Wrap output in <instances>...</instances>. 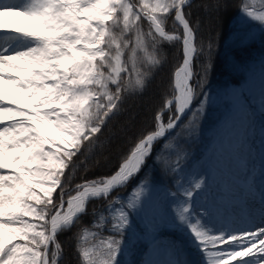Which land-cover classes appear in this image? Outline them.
<instances>
[{
	"label": "snow or ice",
	"instance_id": "obj_1",
	"mask_svg": "<svg viewBox=\"0 0 264 264\" xmlns=\"http://www.w3.org/2000/svg\"><path fill=\"white\" fill-rule=\"evenodd\" d=\"M191 6L192 0H0V170H10L0 172V264H60L57 234L71 228L92 199L107 201L109 215L102 213L93 227L108 234L81 251L83 264H121L131 218L151 199L150 181L140 180L126 200L111 194L139 177L154 145L179 126L197 96L196 30L186 11ZM237 7L264 25V0L258 6L257 0H243ZM165 42H182L174 99L163 105L169 111L174 106L173 114L165 124L156 113L154 130L135 143L113 174L65 192L66 169L85 142L102 132L123 94L143 89ZM200 94L193 116L202 115L208 98ZM161 163L165 172L183 171L179 158ZM174 179L176 189L165 193L173 206L171 223L186 234L198 264H264V183L259 219L223 225L208 208H197L206 177L187 186Z\"/></svg>",
	"mask_w": 264,
	"mask_h": 264
},
{
	"label": "rangeland",
	"instance_id": "obj_2",
	"mask_svg": "<svg viewBox=\"0 0 264 264\" xmlns=\"http://www.w3.org/2000/svg\"><path fill=\"white\" fill-rule=\"evenodd\" d=\"M223 0H211V2H208V0H198L194 6L193 10L197 11V13H192V19L194 24L196 25V18L198 15H201L203 17V26L204 28H211L215 25L218 18V12L220 8L223 6ZM257 6H258V0H257ZM192 10V11H193ZM239 11V10H238ZM189 12V16H190ZM224 20H226L224 18ZM231 23L235 24V30L230 33V35L227 37L225 41V50L223 51V54L228 57L229 60H231V46L228 44H244L255 40V42L259 43L260 41L256 38L258 34L263 35L264 25H260V22L258 21H251L250 19L244 17L240 12L234 17L231 21ZM207 25V26H206ZM198 26V24L196 25ZM167 29L172 30V23L171 21L168 22L166 25ZM200 37L202 41V52L201 54L205 53L206 59L203 64V71L206 72V68L208 67L210 63L209 55L210 53L206 51L207 42L204 39V32L201 31L200 28ZM229 39V41H228ZM228 42V43H227ZM241 47H236L238 49H242L245 47H242L243 45H240ZM159 49V55L161 54V60L162 62L164 59L168 62L167 65H171V71H170V85H168V82L166 80H159V78L156 79V84H153L152 91L154 92V99L152 101H149L147 99L146 101L149 103H142L138 111V116L136 117H130L129 120L125 121V125L123 127H119L118 131L114 133V140L111 143L110 147H108L103 154H100L98 157L95 158V155H92V161H90V165L92 168L91 170H87V173H91L94 170V173L97 174L98 177H94L93 174L85 175L82 179V183L84 181H91L96 180L97 178H100L102 176H99L100 172L106 171L109 169V167L113 164V159L115 158L116 154L118 152L123 151L125 146L130 142V140L136 136H139L142 134V132L147 128L148 124L150 123V117L151 111L150 108L153 106L156 107L157 103L160 102V97L163 96L164 103L165 104L170 92L172 91V71L175 66L180 64L181 62V55H180V44L176 45L175 42L172 44H169L167 42L162 43ZM255 54L252 56L251 59L247 61H240V65H235L234 69L235 71H238L241 67H244L245 72L241 77V80L238 84L236 83H228L227 85L220 88V92L217 94V97L215 95L208 94V98L205 104H208L207 106H203L202 115L199 116H192L187 117L183 124L179 125V129L181 130L182 134H191L192 132L194 134H201L204 136L212 135L211 138L212 141L216 139L217 136L224 133L229 128L231 118L233 116V113L236 111L234 109L231 97L237 96V99L241 101L243 104V119L242 123L239 126V129L244 127L243 133H249V129L247 126V121L250 119L251 116H255L257 118H262L264 120V53L260 55V53ZM160 60V61H161ZM202 70V68H201ZM160 82V83H159ZM157 87V89H156ZM164 89V90H163ZM169 90V91H168ZM235 91H237L235 95ZM168 92V93H166ZM239 92V93H238ZM211 96H214L213 98H210ZM149 97V96H148ZM145 99V98H144ZM143 100V99H142ZM221 100L224 103V106L218 105V102ZM138 101V100H137ZM196 103V99L193 101ZM212 102V103H211ZM135 104V102H133ZM258 105L261 107L258 109ZM133 110V107H130ZM196 105L194 107V111L196 109ZM173 110V108H172ZM163 116L164 122L168 120V117L170 116L171 111L167 110L164 111V108L160 111ZM220 113V122L216 123V127L206 126L207 124H210L212 114ZM195 121V123H192ZM207 130L205 134V130ZM231 143H236V138L231 136ZM175 142V141H173ZM212 143V142H211ZM211 145V144H210ZM173 148L172 146H169L167 149L164 148L165 154H158L157 157H159V160L162 162L164 160H167L171 163V156L173 154ZM175 154L178 155L177 150H175ZM208 148L204 150V153L202 156L198 159L197 162H195L192 165V168L190 170V173L185 177V182L183 183L185 186H187L189 183H191L193 180H195L198 177H201L199 170H200V162L202 158L208 153ZM157 157L155 160L157 161ZM76 159V158H74ZM158 162L157 164L159 166V174L154 177V179L149 180V188L151 190V199L150 201L145 205V208L142 212L139 214H133L132 216V228L135 229L136 227L139 229L136 230L140 232L143 235H146L148 237L155 236L159 234L158 238L153 241L150 244H147L144 241H141L140 239L132 236L129 234V232L126 235V243L124 245L123 253L119 257L121 260V264H135L138 255L143 249V245H149V250L145 256L146 259H153L158 262L162 260V257L168 252V248L170 245H180L183 250L185 249L187 251V260L191 259V251L187 249L186 246V234L184 231H182L180 228L175 227L173 224H167L164 225L165 222V214L166 211L163 208H157L155 197L156 192L160 190V186H165L164 183L167 184L168 182V172H165L163 163ZM174 160L172 161L173 164ZM71 168H68L69 170ZM10 170H2L1 172H7ZM94 177V178H93ZM79 182V181H78ZM77 182V183H78ZM80 184V183H78ZM239 191H235L234 193H231L232 196L237 195ZM131 193V192H130ZM127 192V188H123L116 192L111 198L115 199L117 196H119L121 199L126 200L127 196L130 194ZM158 193V192H157ZM241 197V196H240ZM234 202L240 203L238 200L233 199ZM160 203V202H159ZM89 204L94 205L89 212L90 215L86 218V223L91 226L92 222H98L99 216L103 213L105 215H109L107 212V201H103L97 208L98 201L92 200L89 201ZM215 204H219L215 202ZM238 204H230L231 206H238ZM228 206V207H229ZM232 209L237 210V207H232ZM239 215L236 214L235 218H239ZM226 219L231 220L232 216H225ZM93 230L96 231L97 228H94L92 226ZM97 238L94 239L93 237L90 239L91 244L92 243H98L99 239L106 236L108 233L107 231L103 229H97ZM165 234V235H164ZM162 235V236H160ZM186 242V243H185ZM70 244V243H69ZM72 248V249H70ZM70 250H68L67 256L65 258L64 264H76L74 259H71L70 253L72 250H74L73 245L69 247ZM144 260V261H145ZM143 263L141 264H144Z\"/></svg>",
	"mask_w": 264,
	"mask_h": 264
},
{
	"label": "trees",
	"instance_id": "obj_3",
	"mask_svg": "<svg viewBox=\"0 0 264 264\" xmlns=\"http://www.w3.org/2000/svg\"><path fill=\"white\" fill-rule=\"evenodd\" d=\"M197 1L198 0H193L191 8L186 9L188 13L189 12L191 13L189 17L192 21L193 27L196 30L195 45L197 48V53L195 54L193 60V71L195 73V76L193 77V81H192V83L196 86L197 96H196V103L193 102L192 111H190L189 115L187 116L188 118L189 117L192 118L195 105L196 107H199V101L200 99L203 98L202 95L200 94L201 91L204 93L208 92V94L215 95V97H217L219 88L221 87L222 84H224L228 80L237 82L241 78V75L244 71V67H241L238 71H235L234 69L235 65H240L241 60L247 61L254 54L262 53L264 51V33H263V35L258 34L256 37L260 41L259 43L255 42V40L253 39L245 43L246 45L240 44L243 45L242 47H245L242 49L236 48V47H241L240 45L228 44L229 46H231V52H230L232 56L231 60H229L228 57H226L223 54V51L225 50L224 48L225 41L227 37L230 35V33L235 30V24L231 23V21L238 14L239 11L237 6L239 4H242L243 0H223L224 2L222 4L223 6L220 8L218 12V18H217L218 20L215 23V25L212 26L211 28L208 27L204 28L203 26L204 19L203 17H201V15H198L196 18V22L198 26H196L197 24L196 25L194 24L192 19V13L194 12L197 13V11L193 10V6ZM208 2H211V0H208ZM224 18L226 20H224ZM200 28L201 31L204 32V39L208 41L206 51L210 53L209 58L211 64H209L208 67L206 68V72L203 71V64L205 62L204 59H206L205 53L207 52H203L204 54H201L203 47L200 37ZM159 58L161 60V54L159 55ZM167 63L168 62L164 59L163 62L161 60L159 65L152 68L150 74L145 79V85L143 89H137L124 93L118 110L111 116L110 119L106 121V124L102 128V132L97 134V136L94 137L91 142H85V144L81 148V152L78 154V157H75L76 159H73V162L69 167L71 169L69 170L66 169L65 179H64L65 192H71L72 189L78 183H82L81 178H83L85 175L90 176L91 174H93L94 177H98L97 174L94 173V170L91 173H87V170L92 169L90 168L91 167L90 161H92L93 159L92 155L93 156L95 155L96 158L100 154H103L104 151L108 147H110L111 143L113 142L114 136L112 135H114V133L118 131V128L123 127L125 125V121L129 120L131 116L132 117L138 116L137 110H139L142 103L144 102L146 103L147 99H149V101H152L155 98L152 88L154 87L153 84L154 85L156 84L157 78H159V80H164V81L166 80V82H168V85H170L171 65L170 66L167 65ZM213 97L214 96H211L210 98ZM159 101L160 102L157 103L156 107L153 108L152 106L149 110L151 111V115H149L150 123L148 124V126H146L147 128L142 132V134L132 138L130 142L125 146L123 151L118 152L116 154L115 158L112 161L113 164L109 167V169L100 172L99 176L106 177L111 175L113 172H115L120 162L123 161V159L127 156V154L129 153L131 148L135 145V143L143 135H146L148 132L154 130L155 127L154 117L156 113H158L160 110L163 109V103H164L163 96L160 97ZM133 102H135V104H133ZM204 105L207 106L208 104H204ZM131 106L133 107V110L130 108ZM192 143L194 142H189V141L185 142L184 151L180 158V162L186 161V159L189 158L190 154L195 150L192 147ZM154 157L155 154H153V156L149 158L146 166L143 169V172L139 175L138 178L134 179V182H131L127 187V192L135 188L136 185L139 184L140 180H142L143 178L145 179V177H147L148 179H151L152 177H155L157 176V174H159V167L157 166ZM180 166L182 167L183 171L178 173V175H182L184 173L185 169L188 166V163H180ZM157 168L158 170L156 171ZM168 178L172 183L171 180L172 177L170 178L168 176ZM171 183H169L168 186H170ZM87 216L88 214L81 215L78 221L71 228L60 231L57 234V241L61 246L60 247L61 255L59 258L60 264H64L68 250L72 249V248L69 249L71 244L73 245L74 248V250H72L70 253L71 259H74L76 264H83V260L80 253L84 248L90 246L91 244L90 239L92 238L91 233L92 232L97 233V230L94 231L92 227H88V224L85 221ZM80 228L84 229L83 233L81 234H80L81 232Z\"/></svg>",
	"mask_w": 264,
	"mask_h": 264
},
{
	"label": "bare ground",
	"instance_id": "obj_4",
	"mask_svg": "<svg viewBox=\"0 0 264 264\" xmlns=\"http://www.w3.org/2000/svg\"><path fill=\"white\" fill-rule=\"evenodd\" d=\"M234 93L236 95L237 91ZM231 100L236 111L233 113L229 128L216 137L208 148V153L200 162L199 173L206 177L207 187L196 197L197 208L201 211L203 210L201 206L208 208L213 219L218 224L223 225L243 223L250 217L259 219L261 215L259 192L261 184L264 183V120L251 116L247 121L249 133H243L244 127L239 129L240 124L244 121L242 120L243 104L237 99V96L231 97ZM257 108L260 109L261 107L258 105ZM231 136L236 138V143L230 142ZM245 177L252 186L251 191H249V183L245 182ZM235 191H239L238 194L243 195L238 207L239 212L237 211L241 219L237 221L234 219V222L231 219L227 222L223 219V214L230 212V215L234 217V214L237 213L228 207V205L235 203L233 202L234 197L231 196V193ZM255 202H259V205L256 206ZM250 209L251 213L249 212ZM83 231L84 229H81L80 234ZM129 234L140 240L150 239L146 235L139 234L133 228ZM187 249L191 251V259L189 260L198 264L199 257L188 243ZM185 251L187 250L185 249ZM185 251L178 244L170 245L168 252L162 257L159 264H168L169 261L176 259L187 260V252Z\"/></svg>",
	"mask_w": 264,
	"mask_h": 264
}]
</instances>
